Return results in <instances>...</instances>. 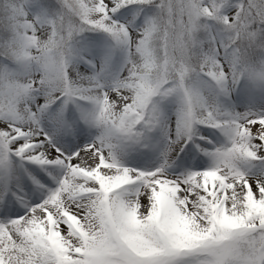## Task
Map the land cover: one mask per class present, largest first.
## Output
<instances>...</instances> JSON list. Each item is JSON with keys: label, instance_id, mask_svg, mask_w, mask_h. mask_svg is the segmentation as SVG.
Here are the masks:
<instances>
[{"label": "snow or ice", "instance_id": "1", "mask_svg": "<svg viewBox=\"0 0 264 264\" xmlns=\"http://www.w3.org/2000/svg\"><path fill=\"white\" fill-rule=\"evenodd\" d=\"M0 264H264V0H0Z\"/></svg>", "mask_w": 264, "mask_h": 264}]
</instances>
